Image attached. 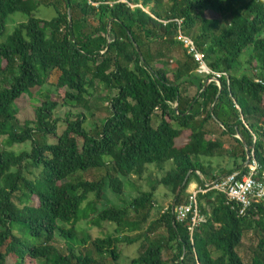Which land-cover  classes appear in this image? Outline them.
<instances>
[{
	"label": "trees",
	"instance_id": "16d2710c",
	"mask_svg": "<svg viewBox=\"0 0 264 264\" xmlns=\"http://www.w3.org/2000/svg\"><path fill=\"white\" fill-rule=\"evenodd\" d=\"M42 8L56 16L41 18ZM15 14L28 21L2 42ZM177 20L205 63L228 75L221 86L197 74L199 63L178 40ZM178 50L182 58L170 71ZM96 84L117 94L107 97L111 115L93 132L81 109ZM48 86L53 90L42 96ZM34 93L40 104L21 121L17 102ZM1 139L31 150L0 149V264L119 263L123 244L141 245L131 264H245L239 249L247 234L259 236L251 264H264V204L240 217L225 195L200 194L208 219L194 243L191 222L172 213L194 179L205 187L199 173L212 181L243 170L248 149L264 169V0H0ZM168 164L173 168L161 185L174 204L157 222L148 227L155 190L99 212L108 185L122 195L121 178H142L150 166ZM226 164L230 169L218 173ZM91 171L103 177L85 179ZM90 195L96 202H88ZM89 210L94 219L85 216ZM84 219L116 231L81 237ZM160 226L165 234L157 238Z\"/></svg>",
	"mask_w": 264,
	"mask_h": 264
},
{
	"label": "rangeland",
	"instance_id": "374dc122",
	"mask_svg": "<svg viewBox=\"0 0 264 264\" xmlns=\"http://www.w3.org/2000/svg\"><path fill=\"white\" fill-rule=\"evenodd\" d=\"M40 17L44 19H53L56 16V12L53 9H47L42 8L40 11ZM28 21V17H26L23 14H15L12 15L8 21H7V34L2 39V42H4L7 38V36L11 35L15 28L24 22ZM4 40V41H3ZM182 51L179 52L176 51L175 60L171 56V59H173V62L169 63L168 69L170 71L173 70V64L178 60V57L182 58ZM170 62L169 60H167ZM198 75L202 76L201 74L197 73ZM184 89H188L190 96H195L197 94V89L191 86H184ZM48 90H53L50 86L46 87L44 90V94L42 96H45ZM91 96L88 98V105L87 108L81 109V112L84 111V113L88 114L89 124L88 128L90 131L96 132V130L101 129L103 126V123L105 120L111 115V112L109 110V104L107 103V97H113L117 93H108L105 89V87L101 84H96L95 88L90 90ZM41 96V97H42ZM33 97V96H32ZM28 95L24 96L21 100L17 102V108L20 111V120H31L35 114V106L37 104H40L38 102L37 104L34 103V100L38 98V95L34 93V97L32 98ZM65 110H61L59 113L60 117H65ZM158 122V120H155ZM156 124V123H155ZM155 126V125H154ZM65 130V126L61 125L60 133H63ZM210 132L216 133L217 130L215 125L209 126ZM215 130V131H214ZM219 131V130H218ZM50 143L52 141H49ZM185 141L180 142V144H184ZM55 144V142H54ZM0 149L4 150L7 149L9 151L16 152L18 154L24 152V151H30L31 145H16L12 148H9L6 139L0 140ZM229 167V166H228ZM173 166L171 164H168L167 167L164 170H159L156 166H150L146 174L140 178L138 176H134L131 179H125L121 178L123 182L125 183V192L122 195H117L114 193V191L110 188L108 185L105 189V195L103 200L98 204L97 208L99 212H102L108 208L111 207H118L123 208L127 205H130L132 200L137 199L141 194L143 193H151L155 190V200H156V208L151 213V218L148 223V227L154 223L157 222L159 219L160 213L163 214L166 208H170L171 205L174 204V198L173 195L170 192V188L166 187L164 185H161L164 178L167 176V174L172 170ZM103 171H91L87 174H84L83 177L85 179L89 180H99L103 177ZM38 173L35 174L37 176ZM82 175V174H81ZM35 176H31L28 174V177L34 178ZM197 182V181H196ZM160 183V184H159ZM187 195L184 197L185 201L187 199ZM88 202H96L95 195H90V199ZM87 204V203H86ZM87 205L83 206L86 207ZM96 209V206L94 210ZM93 211L89 210L88 212H85V216H89L91 219H94L95 216H92ZM95 225L93 221H89L88 219H84L80 224L79 228L81 230V237L83 234H89L93 238H103L104 236L108 234H114L116 231V226L108 223H99V221L95 220ZM14 232L17 236L25 237V231L20 225L14 226ZM165 234V230L162 228V226L158 227V230L156 232V237L163 236ZM136 237V235H133V238ZM155 238V237H154ZM58 243L60 246L65 247V241L63 239L58 238ZM259 236L256 234H247V236L244 238L243 244L241 248L239 249V253L242 256L245 264H251V259L253 256V250L256 248L258 244ZM140 244H135L133 246H129L127 244L121 245V252L122 258L119 261V263H110V264H131L133 260H135L139 254H140ZM9 264H14L13 262H9Z\"/></svg>",
	"mask_w": 264,
	"mask_h": 264
},
{
	"label": "built area",
	"instance_id": "2783aa9c",
	"mask_svg": "<svg viewBox=\"0 0 264 264\" xmlns=\"http://www.w3.org/2000/svg\"><path fill=\"white\" fill-rule=\"evenodd\" d=\"M176 22L180 28L178 40L190 51L191 56L194 57L195 61L200 65L197 73L202 76H210L209 84L215 82L218 86H221L220 79L223 77L228 78V75L214 72L205 63V56L197 51L194 41L187 37L181 30L183 20H177ZM162 23L165 25L168 24V22ZM252 136L254 142H257V135L252 132ZM237 138L241 139V136L237 135ZM199 175L204 181L205 187H199L191 192L182 204L175 205L172 210L178 222H191L189 232L193 243L196 230L201 224H205L208 219L206 215L202 214L200 208V194L204 195L208 192L215 191L225 195L227 203L234 205L240 217H247L256 206L264 204V169L255 157L254 152L251 153L249 162L245 165L243 170L237 171L229 176L207 181L201 173H199ZM168 210L169 208H166L164 212Z\"/></svg>",
	"mask_w": 264,
	"mask_h": 264
},
{
	"label": "crops",
	"instance_id": "0c3cea01",
	"mask_svg": "<svg viewBox=\"0 0 264 264\" xmlns=\"http://www.w3.org/2000/svg\"><path fill=\"white\" fill-rule=\"evenodd\" d=\"M214 161H215V160H214ZM214 161H213V162H214ZM214 163H215V166H216V165L219 164V161L216 160ZM220 164H224V163H221V162H220ZM225 166H226V167L220 169V170L218 171V173L221 174V173L224 172L225 170L230 169V167H228L227 164H226ZM199 187H200V186H199L198 181L196 182V180L194 179V180L192 181V184L190 185V187H189V189H188V194H190L191 192L195 191V190H196L197 188H199Z\"/></svg>",
	"mask_w": 264,
	"mask_h": 264
},
{
	"label": "water",
	"instance_id": "95a60500",
	"mask_svg": "<svg viewBox=\"0 0 264 264\" xmlns=\"http://www.w3.org/2000/svg\"><path fill=\"white\" fill-rule=\"evenodd\" d=\"M139 52H140V50H139ZM246 147H247V146H246ZM247 154H248V157L251 156V155H250L251 153H250L249 149L247 150ZM248 162H249V159H248ZM248 162H247V163H248Z\"/></svg>",
	"mask_w": 264,
	"mask_h": 264
}]
</instances>
